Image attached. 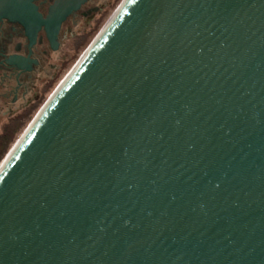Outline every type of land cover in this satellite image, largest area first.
<instances>
[{"label":"water","instance_id":"obj_1","mask_svg":"<svg viewBox=\"0 0 264 264\" xmlns=\"http://www.w3.org/2000/svg\"><path fill=\"white\" fill-rule=\"evenodd\" d=\"M0 170V264H264V0H124Z\"/></svg>","mask_w":264,"mask_h":264},{"label":"flooded vegetation","instance_id":"obj_2","mask_svg":"<svg viewBox=\"0 0 264 264\" xmlns=\"http://www.w3.org/2000/svg\"><path fill=\"white\" fill-rule=\"evenodd\" d=\"M122 1L0 0V154Z\"/></svg>","mask_w":264,"mask_h":264},{"label":"rangeland","instance_id":"obj_3","mask_svg":"<svg viewBox=\"0 0 264 264\" xmlns=\"http://www.w3.org/2000/svg\"><path fill=\"white\" fill-rule=\"evenodd\" d=\"M124 1V0H123ZM122 1V3H123ZM120 7V5H116V7L110 12V17L112 18L113 15L116 13V11L118 10V8ZM108 20L102 24L100 26V28L96 31V33L94 34V36L90 39L89 42H87L80 50L78 56L74 59V61L69 65V67L65 70L64 75H63V79L65 80V78L71 73V71L73 70V68H75L77 66V64L81 61L80 59L83 57V55L85 54V52L89 49V47L92 45V43L95 41V39L98 37V35L100 34V32L103 30V28H105V26L108 24ZM37 113L29 120L27 121L21 128L20 130L17 132L16 136L14 137V139L12 140L10 146L8 147V149L4 152V154L2 155L1 159H0V166L1 163L3 162V160L6 158V156L9 154L10 150L12 149V147L14 146V144L19 140V138H21V136L24 134V132L27 130V128L30 126V124L32 123V121L36 118Z\"/></svg>","mask_w":264,"mask_h":264},{"label":"bare ground","instance_id":"obj_4","mask_svg":"<svg viewBox=\"0 0 264 264\" xmlns=\"http://www.w3.org/2000/svg\"><path fill=\"white\" fill-rule=\"evenodd\" d=\"M104 29V28H103ZM101 33V32H100ZM89 50V49H88ZM86 51L85 52V54L83 55V57L80 59V60H82L86 55H87V53L89 52V51ZM81 62V61H80ZM80 62L78 63V64H80ZM78 64H77V66H78ZM76 68V67H75ZM74 69V68H73ZM73 71V70H72ZM71 71V72H72ZM70 75V74H69ZM68 75V76H69ZM67 76V77H68ZM67 77L65 78V80L67 79ZM65 80L63 81V83H61V84H64V82H65ZM30 128V127H29ZM29 128H27V130L24 132V134L21 136V138H19V140L14 144V146L12 147V149L10 150V152H9V154L6 156V158L3 160V162L1 163V166H0V170L3 168V166H4V164H5V162H7V160H8V158H10V156L13 154V152H14V150L17 148V146L19 145V143L22 141V139L24 138V136L26 135V133L28 132V130H29Z\"/></svg>","mask_w":264,"mask_h":264},{"label":"trees","instance_id":"obj_5","mask_svg":"<svg viewBox=\"0 0 264 264\" xmlns=\"http://www.w3.org/2000/svg\"><path fill=\"white\" fill-rule=\"evenodd\" d=\"M3 154H4V152L0 154V159H1V157H2Z\"/></svg>","mask_w":264,"mask_h":264}]
</instances>
